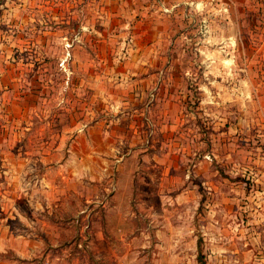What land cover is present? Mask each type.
Returning a JSON list of instances; mask_svg holds the SVG:
<instances>
[{"label":"rangeland","instance_id":"1","mask_svg":"<svg viewBox=\"0 0 264 264\" xmlns=\"http://www.w3.org/2000/svg\"><path fill=\"white\" fill-rule=\"evenodd\" d=\"M159 1L0 0V214L64 264H264V0Z\"/></svg>","mask_w":264,"mask_h":264},{"label":"crops","instance_id":"2","mask_svg":"<svg viewBox=\"0 0 264 264\" xmlns=\"http://www.w3.org/2000/svg\"><path fill=\"white\" fill-rule=\"evenodd\" d=\"M154 0H152L153 2ZM168 0H160V5L158 6H165ZM154 3V2H153ZM155 4V3H154ZM153 4V5H154ZM264 42V41H263ZM128 136V135H127ZM125 135H120L121 138V159L125 161L124 157L131 155L132 149H125L124 145H127L129 148V140L128 137ZM117 141V140H116ZM150 141H148L149 143ZM153 142V141H152ZM109 148L106 146V152ZM91 153V144L87 142L86 147L80 151L81 156H89ZM159 153V152H158ZM7 155V153H5ZM5 161V165L3 164V168L9 170L10 164L8 159H3ZM120 162V161H119ZM83 169H84V165ZM102 204V203H101ZM2 210L7 209V205L1 203ZM85 215L89 216V212ZM9 214L6 212H2L0 214V264H17V259H21L22 261L27 258V253L31 252H42L45 253L43 256V264H64L60 262V258L57 255V252L61 248L58 241V232L53 230L50 226L43 227L41 232H33V231H26L23 232H15L10 229L8 225L9 221ZM7 222V223H6ZM13 253V257L8 258V253ZM56 253L53 257L51 253ZM10 256V255H9ZM15 257V259H14ZM27 264V263H23Z\"/></svg>","mask_w":264,"mask_h":264},{"label":"trees","instance_id":"3","mask_svg":"<svg viewBox=\"0 0 264 264\" xmlns=\"http://www.w3.org/2000/svg\"><path fill=\"white\" fill-rule=\"evenodd\" d=\"M201 245H202V240L199 239L198 240V251H199V254H198L197 261L199 262V264H205L204 263V259H203V255H202Z\"/></svg>","mask_w":264,"mask_h":264}]
</instances>
